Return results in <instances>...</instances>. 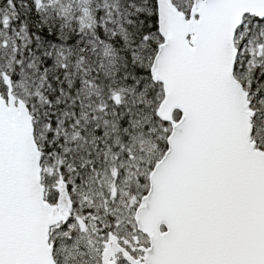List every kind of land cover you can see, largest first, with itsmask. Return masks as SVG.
Wrapping results in <instances>:
<instances>
[{
  "label": "snow or ice",
  "instance_id": "obj_1",
  "mask_svg": "<svg viewBox=\"0 0 264 264\" xmlns=\"http://www.w3.org/2000/svg\"><path fill=\"white\" fill-rule=\"evenodd\" d=\"M0 264H264V0H0Z\"/></svg>",
  "mask_w": 264,
  "mask_h": 264
}]
</instances>
